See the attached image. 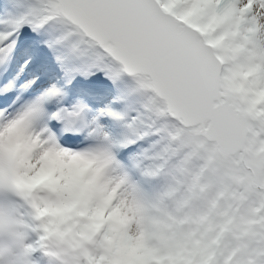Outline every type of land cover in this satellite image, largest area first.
<instances>
[{"label":"snow or ice","instance_id":"obj_1","mask_svg":"<svg viewBox=\"0 0 264 264\" xmlns=\"http://www.w3.org/2000/svg\"><path fill=\"white\" fill-rule=\"evenodd\" d=\"M0 264H264V0H2Z\"/></svg>","mask_w":264,"mask_h":264},{"label":"rangeland","instance_id":"obj_2","mask_svg":"<svg viewBox=\"0 0 264 264\" xmlns=\"http://www.w3.org/2000/svg\"><path fill=\"white\" fill-rule=\"evenodd\" d=\"M0 2H2V0H0Z\"/></svg>","mask_w":264,"mask_h":264}]
</instances>
